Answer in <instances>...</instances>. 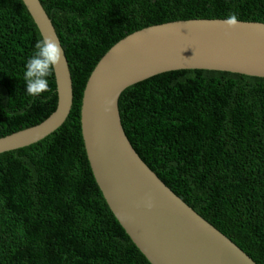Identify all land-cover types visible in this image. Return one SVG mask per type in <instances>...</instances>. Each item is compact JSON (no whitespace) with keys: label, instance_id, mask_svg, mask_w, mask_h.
<instances>
[{"label":"trees","instance_id":"obj_1","mask_svg":"<svg viewBox=\"0 0 264 264\" xmlns=\"http://www.w3.org/2000/svg\"><path fill=\"white\" fill-rule=\"evenodd\" d=\"M68 60L73 105L47 137L0 153V264H151L104 199L81 133L83 91L101 57L144 27L176 20L264 23V0H40ZM42 38L22 0H0V138L39 125L58 102L29 96ZM125 133L183 201L264 264V78L181 69L127 87Z\"/></svg>","mask_w":264,"mask_h":264},{"label":"water","instance_id":"obj_2","mask_svg":"<svg viewBox=\"0 0 264 264\" xmlns=\"http://www.w3.org/2000/svg\"><path fill=\"white\" fill-rule=\"evenodd\" d=\"M22 1L41 36L61 45L40 0ZM225 20H176L137 30L101 57L83 91L81 133L94 178L113 215L151 264H257L144 162L119 112L127 87L164 72L205 69L264 78V23L238 20L237 27H228ZM63 53L64 62L54 68L56 109L39 125L0 138V153L47 137L67 119L73 81Z\"/></svg>","mask_w":264,"mask_h":264},{"label":"clouds","instance_id":"obj_3","mask_svg":"<svg viewBox=\"0 0 264 264\" xmlns=\"http://www.w3.org/2000/svg\"><path fill=\"white\" fill-rule=\"evenodd\" d=\"M224 23L228 27L239 25L237 16L230 15ZM36 51L25 65L24 79L29 96H37L49 90V80L54 68L64 62L63 49L54 37L42 36L35 45Z\"/></svg>","mask_w":264,"mask_h":264}]
</instances>
